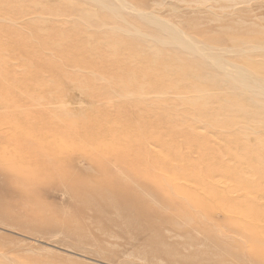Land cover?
Returning <instances> with one entry per match:
<instances>
[{"label":"bare ground","instance_id":"obj_1","mask_svg":"<svg viewBox=\"0 0 264 264\" xmlns=\"http://www.w3.org/2000/svg\"><path fill=\"white\" fill-rule=\"evenodd\" d=\"M11 1L33 7L20 17L11 8L0 12V196L26 200L48 169L70 162L99 184L113 183L123 169L136 199L135 188L143 186L151 196V203L139 199L134 214L154 241L158 230L185 248L203 237L228 262L264 264V68L250 58H264V47H226L224 39L191 33L130 0H55L77 7L45 13L39 12L44 0ZM26 30L36 36H22ZM10 32L16 37L6 40ZM42 34L45 43L31 45ZM16 72L22 77L12 79ZM101 80L108 89L85 91L87 82ZM73 105L81 109L77 117ZM90 108L96 116L85 115ZM55 114L65 118L56 121ZM78 120H86V132ZM65 181L64 188L86 185L82 176ZM188 184L195 207L166 210L163 193L181 195ZM82 197L90 208L93 194ZM68 225L40 229L58 236L73 233ZM10 251L0 245V264H38Z\"/></svg>","mask_w":264,"mask_h":264},{"label":"rangeland","instance_id":"obj_2","mask_svg":"<svg viewBox=\"0 0 264 264\" xmlns=\"http://www.w3.org/2000/svg\"><path fill=\"white\" fill-rule=\"evenodd\" d=\"M65 2V5H59L55 0H44L40 5L41 7H39L41 8L39 12L73 10L74 6L77 7L75 3ZM129 2L180 24L191 33L196 31L197 33H204L210 38L213 35L212 39L215 36V39H224L226 47L237 45L241 50H252L259 46L264 47V0H130ZM158 3L160 6H156ZM31 6L33 7L29 2L0 0V12L8 11V8H11L9 11L19 17L29 13ZM44 16L46 17V15ZM4 26L7 27L8 24L5 23ZM47 33L54 34L55 31L49 29ZM22 34V36L31 39L36 36L30 30H26ZM15 37L16 35L11 32L5 35L6 40ZM41 37L38 42H31V45L45 43L46 38L43 34ZM49 46L52 47L50 44ZM49 50H46L48 54ZM250 58L255 65L264 68V58L257 56H250ZM17 62L13 59L10 60L9 64L16 67ZM67 68H73V66H67ZM15 74H17L16 78L14 76L12 79L22 77L18 72ZM69 82L67 80L66 85ZM95 87L109 88L107 82L101 80L87 82L84 89L87 92V90ZM62 101H65V98ZM151 106L146 105L147 108ZM72 111L74 115L77 113L79 115L81 109L79 106L73 105ZM87 114L96 116L95 109L90 108L85 115ZM112 114L115 113L112 112ZM121 114L125 115L124 113ZM53 116L56 121L65 118V115L60 114ZM80 119H82V115H80ZM0 122H3L2 119ZM77 124H82L80 125L82 132L88 130L86 120H78ZM131 144H133L132 146L137 145L136 142ZM21 156L22 158L25 157L23 154ZM163 156L171 158L173 154L165 153ZM38 163V161L34 163L33 167L35 168L33 171L39 169L38 167L41 164ZM76 167L75 163L70 162L66 163L61 169H53L55 172L48 169L47 174L44 177L42 175L30 189L31 193H29L26 200H5L0 196L1 246L9 251L11 250L10 252H13L14 255L19 253L24 254L26 257L29 256L28 258L37 261L38 264H123V262L131 264H243L241 261L233 262L231 260L228 262L222 252L211 251V242H207L203 237L196 236L191 247L185 244L187 247L185 248L183 240L167 239L164 237L163 232L158 230V238L154 241L150 238L154 237L153 232L147 230L144 221L134 214V208L138 206L139 199L146 200L149 203L153 202L146 186L140 189L134 187V192L137 195L141 194V197L137 196L139 199H136V196H133V193L125 188V185L130 183V179L123 169H116L113 183L109 184L104 181L99 184L89 171L78 170ZM12 176L11 174L8 177L11 178ZM80 176L86 178V185L83 189L68 186L64 188L61 184L66 183L65 180L69 178ZM9 178L2 179V182H8ZM50 179L55 180V182L53 180L51 182ZM118 182H121V184L118 185ZM86 191L93 194L94 202L90 208L84 200L82 201L84 198L82 197L83 192ZM3 194L7 197V193L3 192ZM77 201L79 203L76 204ZM160 201L168 211L171 210L170 207L176 204L195 207L193 190L190 184L181 195H174L170 192L163 193ZM80 202H82L81 205ZM58 222L69 223V229L75 235L72 232L69 234L61 228H59L62 231L61 235L58 236L42 234L40 226ZM76 239V245H74ZM154 242L158 245L156 249L152 247ZM162 245L164 246L162 247ZM82 246H92L99 253L93 255L88 250L82 249ZM168 252L172 257H168ZM136 254L143 256L142 261L135 260Z\"/></svg>","mask_w":264,"mask_h":264}]
</instances>
